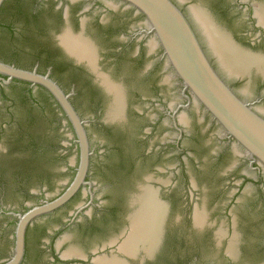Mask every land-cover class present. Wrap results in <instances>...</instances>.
Returning <instances> with one entry per match:
<instances>
[{"label": "flooded vegetation", "instance_id": "flooded-vegetation-1", "mask_svg": "<svg viewBox=\"0 0 264 264\" xmlns=\"http://www.w3.org/2000/svg\"><path fill=\"white\" fill-rule=\"evenodd\" d=\"M171 1L188 19L206 56L220 77L242 100L255 103L254 110L258 112L255 106L264 101V67L255 63L251 53L264 54V0H204L203 4H198L196 0ZM1 9L0 61L24 70H36L42 75L49 74L67 94L72 95L71 101L83 121L85 120L78 110V102L82 99L87 101L97 111V117L90 123L105 131L113 145L106 147L107 158L104 160L95 158L90 143L93 154L86 185L62 208L28 226L22 264H108L116 259L114 256L129 264H148L155 263L168 243H172V249L174 248L178 236L174 229L170 235L168 218L161 248L153 259H150L149 255L154 254L159 246L157 245L154 251L148 246L146 249L144 235L133 234V223L129 230L133 198L126 196V193L123 195L119 189L110 204L95 209L96 204L100 202L97 195L101 192V187L98 188V184L92 181V170L96 162L105 174L114 175V172L118 173L122 169L138 171L135 176L140 177L141 181L137 184L135 192L139 191L141 185L146 184L148 177L155 179L157 175L166 176L170 172H173V178L185 175L189 184L186 194L190 201L184 202L182 199V203L184 208L191 209L188 216L190 235L196 240H203V236L207 235L205 242L208 240L216 249L223 251L224 256L230 258L227 246L236 233V225L234 223L231 230L218 231H214L217 226L215 224L204 225L206 215L201 210L194 211L192 200L206 191L197 189L196 185V188L191 186L187 165L192 164L198 173L208 178L213 185L211 193H230L225 197L229 200L226 208L238 207L245 201L248 191H244V188L248 184L263 188L264 169L255 164L253 169L237 172L244 163L250 164L249 159L193 101L189 103L181 95L179 104L172 109V94L167 93L168 88L172 89V70L167 66L166 58L156 44L154 35H149L144 15L114 0H6ZM218 27L228 31L234 42L244 51L234 47ZM212 45L222 48V53H214ZM235 72L238 73L237 76ZM4 79L6 78L0 76V97L2 101L9 102L10 96L4 90L12 88L18 109H13L11 105L7 109L10 120L0 119V155L6 156L8 152L3 145L7 143L11 146L25 136L27 116L35 115L42 120L36 110L42 103L54 105L58 129L63 132V139L69 140L77 153V156L68 162L67 169L71 173L67 179H62V176H65L64 171L54 172L50 166L52 163L67 161L64 147L59 141L58 154H48L37 160L34 171L30 173L32 179L29 184L20 183L23 184L20 189L26 199L41 193L44 201H51L67 190L79 167V148L75 143L73 128L57 102L45 89L20 81L5 84ZM66 84L71 86L69 93L64 88ZM116 86L123 87L125 111L123 93L120 88L117 90ZM139 86H146L151 93L144 96L139 92ZM252 91H258L257 99L250 95ZM115 97V106L122 111L120 117L115 116L118 108H111ZM184 106L187 108H183ZM181 112L193 116L191 125L185 126L180 122L178 114ZM85 122L87 131V121ZM128 126L136 130V136L125 131ZM172 130L177 135L173 141ZM66 132L71 135L66 136ZM50 138L48 135L46 141H50ZM213 140L220 143V148L212 147ZM41 154L44 155L43 152ZM172 158L180 161L174 168L167 165L172 162ZM5 161L9 162L3 158L0 164ZM163 163L162 168L159 165ZM226 163H230L229 168L222 171L221 166ZM143 165H153L151 170L155 176L144 175L146 171L140 167ZM252 170L256 172L257 178L248 174ZM19 180L22 181L21 178ZM34 180L49 183L54 180L55 189L51 184L35 191L39 182L33 183ZM172 180L171 178L167 182L172 183ZM157 183L161 184L158 178L154 185ZM177 185L173 184L166 191L159 187L160 197L169 203L170 210L171 202L165 199L164 195L176 194L175 192L179 191ZM145 191L142 194L153 190ZM154 194L157 195L156 192ZM243 197L245 199L242 201ZM78 200L82 201L78 203ZM39 204L40 202L37 205ZM215 207L225 208L218 204H215ZM30 208L26 204L25 210L17 213H24ZM1 209V217L11 218L6 216V213L14 210H7L3 206ZM198 211L201 212V223L197 220ZM227 214L231 216L229 212ZM11 220L14 229L9 240L11 252L6 260L12 256L14 248L16 219ZM50 221H56L58 225H48ZM74 232L94 239L96 244L86 249L74 245ZM129 242L136 248L135 254L127 250L126 245H129ZM230 253H233L231 247Z\"/></svg>", "mask_w": 264, "mask_h": 264}, {"label": "rangeland", "instance_id": "rangeland-1", "mask_svg": "<svg viewBox=\"0 0 264 264\" xmlns=\"http://www.w3.org/2000/svg\"><path fill=\"white\" fill-rule=\"evenodd\" d=\"M198 4H203L204 0H196ZM153 42V38H151ZM65 90L69 93L71 92L70 85H64ZM4 92L10 96V101L4 102L0 97V119L10 120V116H8L7 109L13 105V109H18L17 105H15L16 100L13 95L12 88H6ZM139 92L144 96L149 95L151 92L146 86H139ZM168 94H172V109L175 108L177 104H179L182 94V86L178 85V80L174 78L172 74V89L167 90ZM246 94V93H244ZM252 98L257 99L258 91L250 92ZM1 96V95H0ZM246 96V95H244ZM38 98L39 95L37 94ZM144 105H146L144 103ZM147 106V105H146ZM257 111L264 117V101H260L256 106ZM36 110L42 117L41 124V134L43 136V142L41 143V152L48 156L53 154L57 155L58 150V142L61 141V145H63V152L66 154L64 156L67 157V161L59 162L57 164L52 163L51 169L55 172L59 173L63 172L65 176H62V179H67L70 171H68V162L70 159L77 156L75 148L71 145L69 140L63 139V132L58 129V118L55 112V107L52 103L48 105L42 103L40 106L36 107ZM78 110L81 116L87 121V132L89 135L91 147L95 158L98 159H106L107 151L106 147H111L112 142L108 138L105 131L100 128L92 126L90 121L97 117V111L93 109L87 101L83 99L78 102ZM180 122L183 125H191L193 123V116L188 115L185 112H181L178 114ZM191 121V123H190ZM128 133H131L136 136V130L131 126L127 127ZM48 135L51 137L50 141H46ZM71 135L69 132H66V136ZM61 136V138H60ZM176 133L172 130V141L176 137ZM61 139V140H60ZM8 142V141H6ZM213 148H220V143L217 140H213ZM10 144V143H9ZM123 146V145H121ZM126 146V145H124ZM3 148L8 151L6 156L0 155V161L3 158L9 160V162L17 159H22V152H16L14 145H3ZM46 156V157H47ZM196 156V155H195ZM244 159V158H243ZM245 160V159H244ZM246 162V161H245ZM180 163V161L176 158H172V162L165 163L168 166L172 165L174 168ZM244 163V162H243ZM230 163H226L221 166V170L229 168ZM192 164H188L187 172L190 174L191 178V186H194L199 190H205V194H198L194 197L193 205L195 206L194 211L201 210L206 215V222L204 225H217L214 231H218L219 229L231 230L233 224L236 225V233L239 239V250H240V259L238 262H235L231 259L232 255L230 254V258L224 256L223 251L216 249L209 241L205 242V238L208 236H203V240H196L195 237H192L189 232V221L188 216L191 212V209H186L183 207L182 199L184 202L190 201V197H187V190H189V184L186 182L187 178L185 175H181L179 178H173V172L171 174L168 173L166 176H159L157 178L161 184H155L157 187L163 188V190H168L172 187L173 184L177 185L179 191L175 192L176 194L170 196L164 195V198L171 202V210L169 211V233L172 235L173 229L174 232L177 233V243L172 249V243L169 244L161 251L159 254V258L155 261V263L148 264H264V186L263 188L255 187L253 184H248L245 186L244 191H248L246 195V199L243 197L241 200L244 202L241 203L238 207L228 206L226 208L227 200L226 195L230 193H211V189L213 185L208 181V178H205L201 173H198ZM247 162L242 165L237 172H246L248 168L253 169L249 166ZM153 166V165H152ZM152 166L143 165L140 166L144 168V175H154L151 170ZM162 168L164 167V163L159 165ZM77 167V166H76ZM98 162H96L95 166L92 170V181L98 184V188L101 187V192L98 193V197L100 198V202L96 204V208L98 209L101 205L110 204L113 197L117 194L118 189L122 191L123 195L126 193V196L136 195L135 188L137 184H140V177H136L135 174L139 173L135 170H121L120 172L114 175L105 174L99 168ZM57 172V173H58ZM142 173V171L140 172ZM208 173V172H207ZM132 174V175H131ZM248 174L252 178L256 177V172L254 170L248 172ZM208 175V174H207ZM155 177V180L157 181ZM172 180V183L167 182V180ZM56 179V177L54 178ZM22 182V181H21ZM19 180V177H15L12 174H5L3 177L0 175V212L1 206L5 207L7 210H14V213L17 211L25 210L26 204L35 206L39 202L44 201L41 193H36L33 196H30L29 199H26V195L20 189V186L23 184ZM39 182L38 188L35 191H40L41 188L52 187L55 189L54 180L49 182H41L38 180H34L33 183ZM167 182V183H165ZM196 185V186H195ZM217 188V187H216ZM119 191V192H121ZM184 193V194H183ZM82 200H78L80 203ZM252 201V203H250ZM167 202V201H165ZM215 204L225 206V208H216ZM90 211H87L89 213ZM231 216H228V213ZM1 214V213H0ZM6 217V216H5ZM235 221V222H234ZM13 221L11 218H4L0 215V262L6 260L11 252V244L9 240L12 238V230L14 227L12 226ZM48 225H58L56 221H50ZM73 243L74 245L86 249L92 247L96 244L94 239H90L83 235H79L77 232L72 233ZM174 253V255H172ZM233 258V257H232Z\"/></svg>", "mask_w": 264, "mask_h": 264}, {"label": "water", "instance_id": "water-1", "mask_svg": "<svg viewBox=\"0 0 264 264\" xmlns=\"http://www.w3.org/2000/svg\"><path fill=\"white\" fill-rule=\"evenodd\" d=\"M134 8L138 13L144 15L149 35L153 34L156 44L163 51L167 66L171 68L172 74L182 86V94L189 103L192 101L200 106L206 114L220 127L223 134L233 140L242 149L243 154L249 159L250 167L254 165L264 169V117L254 110L255 103L246 102L238 97L235 92L226 84L214 69L206 56L197 36L188 19L171 0H114ZM6 0H0V10ZM234 47L242 49L234 42L228 31H223ZM255 63L264 67V54H253ZM0 76L6 78L5 84L13 81H20L30 84L32 87L45 89L57 102L66 118L69 120L74 134L75 143L79 148V167L76 176L66 191L51 201H41L39 205L31 206L24 213H6V216L16 219L14 231V248L12 256L0 264H22L25 256V235L29 225L43 216L49 215L66 205L86 185V177L89 172L90 158L92 151L88 133L85 128L86 122L81 119L72 101L71 94H67L57 82L50 78L49 74L42 75L36 70H24L14 65L0 61ZM249 76H251V71ZM121 89L124 97V111L126 101L123 87ZM116 104V97L111 107ZM187 108V106L183 107ZM154 177H148L146 184L141 185L139 191L133 196L137 200L146 190H153L158 194L159 201L165 207V216L162 221L163 229L158 249L154 254L149 255L150 259L156 255L161 248L165 234V225L169 218L170 206L160 197V188L155 187ZM137 211L133 203L129 215L131 230V218ZM128 231V229H127ZM226 235V233H225ZM125 242V241H124ZM123 242V243H124ZM235 244L236 254H231L229 246ZM122 246V245H121ZM140 251H138V254ZM227 253L231 254L233 260L240 259L239 239L237 233L230 240L227 246ZM137 254V255H138ZM114 258L120 259L118 256ZM124 261L126 264L129 262Z\"/></svg>", "mask_w": 264, "mask_h": 264}, {"label": "bare ground", "instance_id": "bare-ground-1", "mask_svg": "<svg viewBox=\"0 0 264 264\" xmlns=\"http://www.w3.org/2000/svg\"><path fill=\"white\" fill-rule=\"evenodd\" d=\"M262 24H264V21H262ZM220 41V40H219ZM212 42V41H211ZM221 43V41H220ZM214 47V53L216 54H221L222 53V48L217 47L215 45H212ZM89 47V46H88ZM212 48V47H211ZM79 50V49H78ZM231 50V49H230ZM263 70V69H262ZM261 70V71H262ZM228 71V70H227ZM230 71V70H229ZM240 73V72H239ZM236 76L238 75L237 72H235ZM114 87V86H113ZM118 90V87H117ZM112 91V90H111ZM120 93V91H119ZM117 94V93H116ZM121 94V93H120ZM122 95V94H121ZM117 97V96H116ZM119 97V96H118ZM119 98H122L119 97ZM117 99V98H116ZM123 99V98H122ZM117 102V101H116ZM119 103V102H118ZM124 105V104H123ZM119 106V104H118ZM116 107V106H115ZM118 107H116L117 109ZM122 111H120V108H118V110L116 111V115L117 117L121 116ZM112 114V113H111ZM114 119V118H113ZM146 192V191H145ZM149 192V191H148ZM155 193V192H154ZM152 192L149 193H144L141 194V196L137 199L134 200V204L137 206V211L132 215V222L133 223V234L137 235H144L145 241H146V246H148L150 248L151 251H154L157 247V245L159 246L160 243V238L162 235V229H163V225H162V221L164 219L165 216V207L163 206V204H161V202L159 201L157 195L155 196V194ZM202 212V211H201ZM201 212H197V220L199 221L201 218ZM200 216V217H199ZM197 221V222H198ZM201 221V220H200ZM198 223H201V222ZM132 233V232H131ZM130 236V234H129ZM139 236V235H138ZM137 236V237H138ZM132 237V236H131ZM134 237V236H133ZM136 237V238H137ZM130 242L131 239L129 238ZM128 240V241H129ZM133 240V239H132ZM129 242L127 250L130 251V253L134 252V254L136 253L134 246ZM133 242V241H132ZM138 243V242H137ZM136 245V241L134 243ZM143 244V243H142ZM232 244V243H231ZM230 244V245H231ZM125 246V247H126ZM139 246V243H138ZM141 246V245H140ZM136 247V246H135ZM143 247V245H142ZM141 247V248H142ZM231 247V251L236 254V247L235 244L229 246V250ZM137 252L139 251V248H137ZM147 249V248H146ZM71 251V250H70ZM75 251V250H74ZM125 251V250H124ZM150 251V252H151ZM156 251V250H155ZM72 252V251H71ZM76 252V251H75ZM127 252V251H126ZM232 253V254H233ZM150 254V253H149ZM105 262V261H104ZM108 264H125L123 262L117 261L116 259L113 261H110Z\"/></svg>", "mask_w": 264, "mask_h": 264}, {"label": "trees", "instance_id": "trees-1", "mask_svg": "<svg viewBox=\"0 0 264 264\" xmlns=\"http://www.w3.org/2000/svg\"><path fill=\"white\" fill-rule=\"evenodd\" d=\"M26 119L28 126L24 130L25 136L16 140L13 144L16 152L24 153L23 158H16L12 162H2L3 164H0V175L3 177L5 174H12L15 177L21 178L22 182H25L27 185L29 184V180L32 179L30 173L34 171L37 160H40L46 154L43 156L41 154L43 136L40 134V129L41 124H43L42 121L35 115L27 116Z\"/></svg>", "mask_w": 264, "mask_h": 264}]
</instances>
